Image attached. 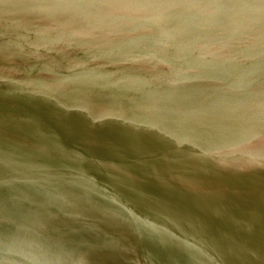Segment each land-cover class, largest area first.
<instances>
[{
    "label": "water",
    "instance_id": "water-1",
    "mask_svg": "<svg viewBox=\"0 0 264 264\" xmlns=\"http://www.w3.org/2000/svg\"><path fill=\"white\" fill-rule=\"evenodd\" d=\"M0 264H264V0H0Z\"/></svg>",
    "mask_w": 264,
    "mask_h": 264
}]
</instances>
